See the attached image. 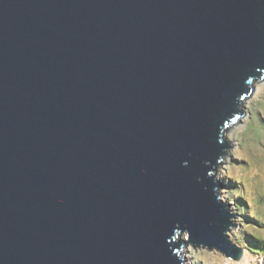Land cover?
I'll return each mask as SVG.
<instances>
[{
  "label": "water",
  "instance_id": "water-1",
  "mask_svg": "<svg viewBox=\"0 0 264 264\" xmlns=\"http://www.w3.org/2000/svg\"><path fill=\"white\" fill-rule=\"evenodd\" d=\"M264 80V0H0V264L241 262L216 173Z\"/></svg>",
  "mask_w": 264,
  "mask_h": 264
},
{
  "label": "rangeland",
  "instance_id": "rangeland-1",
  "mask_svg": "<svg viewBox=\"0 0 264 264\" xmlns=\"http://www.w3.org/2000/svg\"><path fill=\"white\" fill-rule=\"evenodd\" d=\"M263 84L255 83L244 115L227 133L232 147L216 173L221 199L236 214L230 239L245 250L247 264H264V90L255 94ZM184 252L188 264H244L191 245Z\"/></svg>",
  "mask_w": 264,
  "mask_h": 264
},
{
  "label": "bare ground",
  "instance_id": "bare-ground-1",
  "mask_svg": "<svg viewBox=\"0 0 264 264\" xmlns=\"http://www.w3.org/2000/svg\"><path fill=\"white\" fill-rule=\"evenodd\" d=\"M263 90H264V84H263V85H259V86L257 87L256 91H255V92H256L255 94H259V93H261ZM229 137H230V138H233L232 135H230ZM232 140H233V139H232ZM242 261H243L244 264L247 263V261H248L247 253H245L244 259H243Z\"/></svg>",
  "mask_w": 264,
  "mask_h": 264
},
{
  "label": "built area",
  "instance_id": "built-area-1",
  "mask_svg": "<svg viewBox=\"0 0 264 264\" xmlns=\"http://www.w3.org/2000/svg\"><path fill=\"white\" fill-rule=\"evenodd\" d=\"M260 264H262V261L259 262ZM247 264V263H246Z\"/></svg>",
  "mask_w": 264,
  "mask_h": 264
}]
</instances>
